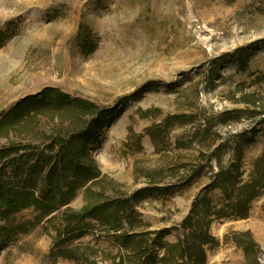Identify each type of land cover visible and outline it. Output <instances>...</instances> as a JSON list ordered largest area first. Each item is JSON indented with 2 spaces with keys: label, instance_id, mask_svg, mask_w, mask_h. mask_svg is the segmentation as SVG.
<instances>
[{
  "label": "rangeland",
  "instance_id": "1",
  "mask_svg": "<svg viewBox=\"0 0 264 264\" xmlns=\"http://www.w3.org/2000/svg\"><path fill=\"white\" fill-rule=\"evenodd\" d=\"M260 77L264 0H0V118L45 87L113 109L89 154L125 192L146 186V172L168 187L179 180L172 166L206 163L186 185L156 191L136 206L149 229H173L168 241L207 190L218 168L215 153L229 163L238 135L256 128L242 160L241 178H249L264 151ZM172 114L192 122L168 127ZM32 122L0 136V145L37 141L39 130L53 125L51 115ZM84 203L80 189L70 206ZM38 215L26 207L0 220L13 228L0 236V264H110L118 252L95 218L58 243L59 220ZM212 218L217 244L206 264H264V188L247 218ZM234 231L252 233L256 262L237 246Z\"/></svg>",
  "mask_w": 264,
  "mask_h": 264
},
{
  "label": "trees",
  "instance_id": "2",
  "mask_svg": "<svg viewBox=\"0 0 264 264\" xmlns=\"http://www.w3.org/2000/svg\"><path fill=\"white\" fill-rule=\"evenodd\" d=\"M48 115L53 123L51 130H39L37 141L0 145V220L9 221L21 209L34 207L39 220H59L54 227L57 242L61 243L88 227V218H95L118 246L110 264H206L208 249L217 244L216 236L210 232L212 216L247 218L252 200L263 192L264 151L252 162L249 178H241L244 150L256 132L253 128L238 135L229 163L222 162L218 148V168L209 175L207 190L175 228L176 238L168 241L165 237L173 229H149L150 223L141 218L136 206L156 191L186 185L206 163L188 167L181 162L172 166V175H179L172 186L159 185L162 179L146 172V186L132 192L119 190L120 185L103 173L89 154L90 143L98 139L114 110L57 87H45L37 94L27 95L4 114L0 118V136L26 130L35 118ZM165 121L168 127L176 122H192L186 114H172ZM260 123L264 135V119ZM80 189H84L85 203L74 209L70 203ZM215 189L220 195L212 193ZM18 227L22 229L23 225ZM11 230L0 224V236L9 235ZM233 235L246 258L256 262L253 253L258 244L252 233L234 231ZM62 255L74 257L71 252Z\"/></svg>",
  "mask_w": 264,
  "mask_h": 264
}]
</instances>
